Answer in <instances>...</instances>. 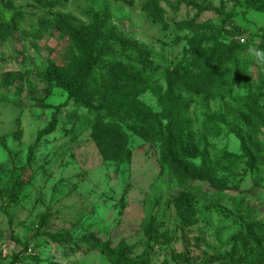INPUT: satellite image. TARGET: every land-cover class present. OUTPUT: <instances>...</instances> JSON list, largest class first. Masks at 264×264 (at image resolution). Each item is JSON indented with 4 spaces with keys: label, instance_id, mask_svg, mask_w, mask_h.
I'll return each mask as SVG.
<instances>
[{
    "label": "rangeland",
    "instance_id": "obj_1",
    "mask_svg": "<svg viewBox=\"0 0 264 264\" xmlns=\"http://www.w3.org/2000/svg\"><path fill=\"white\" fill-rule=\"evenodd\" d=\"M245 1L0 0V264L16 256V264L256 256L255 240L264 241V128L255 117L264 111V11ZM193 21L199 38H215L203 47L207 61L189 50ZM113 31L143 55L104 37ZM237 44L246 47L236 54ZM229 54L215 85L209 62ZM74 76L87 78L90 94L70 99L60 84ZM134 81L150 85L139 97L150 114L111 96H133ZM168 114L199 147L180 157L201 176L216 171L212 185L179 178ZM181 185L192 200L183 205Z\"/></svg>",
    "mask_w": 264,
    "mask_h": 264
},
{
    "label": "trees",
    "instance_id": "obj_2",
    "mask_svg": "<svg viewBox=\"0 0 264 264\" xmlns=\"http://www.w3.org/2000/svg\"><path fill=\"white\" fill-rule=\"evenodd\" d=\"M245 4L247 6L248 9L250 10H254V11H264V0H246ZM183 23V22H181ZM187 27V26H185ZM196 27H198L197 22L193 21L189 24L188 29H190L193 33L192 37H188L187 41L190 45V52H198L199 50L201 51V54L205 55L206 57V61L207 58L209 56V54H207V51L203 50V47H206V49L209 50L208 47H210L212 44L215 43V38H210L209 36H202L201 38H199L196 35ZM187 28H185L186 30ZM107 40H112L114 38V40L119 41V39H121V36H118L114 31L113 32H109L104 36ZM120 42V41H119ZM120 45L123 46V52L124 51H129V49H135L136 51H139V56L143 55L139 48L136 46V44L134 43H129L126 45H123V43ZM246 46H244L243 44H237L234 48V53H240ZM126 49V50H125ZM205 49V50H206ZM207 52V53H206ZM132 52H130L131 54ZM136 54V53H135ZM213 53L210 54V56ZM231 56L229 54V59L227 57H220L219 59H217L216 62H213L212 60L209 62L210 65L214 66L215 70H216V84L217 85V81H220V78L222 76V74L219 72L227 63H229ZM90 59H89V63L94 67L93 63L94 61V54L90 55ZM196 60H202L205 57H199L197 54H195L193 56ZM137 59V58H136ZM94 61V62H93ZM138 62V61H137ZM96 63V62H95ZM140 73H143L142 70H139ZM243 74L244 71L242 70ZM54 72H52L51 76L54 79L55 76L53 74ZM86 77L85 79H83V81L78 77L74 76L73 79H70L69 82L65 83L62 82L60 84V86L62 88H65L68 93H69V97L70 99H74V97L76 96L77 90H82V92H84L85 94H90V87L88 86V84L84 83L87 82L86 81ZM140 80V79H138ZM135 82V86H139V89H137V91L134 92L133 96L131 91L128 90H124L123 92H115L113 95H111L112 97L114 96L115 98H117V100H119L121 103H130L132 102V104H129V106L134 110H138V107L143 108L144 110L147 111V114H150L152 112L151 109L148 108V106L145 105L144 102L139 100V97L143 96L144 93H146V91L150 88V85L146 82H138V81H134ZM142 83V84H141ZM247 83L249 84V82L247 81ZM262 88V84L260 83V85H258ZM252 94V93H251ZM92 95V94H91ZM254 96V95H252ZM111 101L113 100L114 103V98H109ZM111 101L109 102V105H111ZM112 103V104H113ZM262 114H258L256 112L255 117H257L256 119H258L259 124L264 128V111L261 112ZM169 123L168 126L166 128V138L168 140V153L170 155V159H171V163L172 165H174V168H178V170H176V172H178L179 178L181 179H196L197 181H204V182H208L211 183V185L213 184L212 182L215 180V176L217 175L216 171H213L212 173H210L208 176H201V174L199 173H204L203 172V168H199V167H192L190 166L185 160H183L182 158L184 157H196L197 153L199 151V147L197 145V143H195L192 139V134L189 133L188 130H186V127L182 126H177L174 122V118H176V116H174L173 114H168L167 116ZM106 129H108L109 131L111 130V134L114 135L115 134V129L114 127H105ZM56 130L55 126H52L50 128H47L43 131H41L39 133V139L50 135L51 133H53ZM127 142V141H126ZM125 142V149L123 152V158L125 159V161H130V150L128 151L126 148V143ZM181 150V157L179 155V151ZM258 155L261 157L262 162L264 164V146L262 148H259L258 150ZM185 159V158H184ZM207 169L205 168V171ZM210 171V170H209ZM218 171V168H217ZM214 172H216V174H213ZM182 187V192L180 193V195L178 196L177 200H179L180 202L183 200H187L188 201H192L191 200V196H190V192L189 189L186 185H181ZM220 190H222L221 188H219ZM182 204V202H181ZM183 205V204H182ZM260 229L262 230V232L264 233V224L260 225ZM255 244H256V248H257V252H256V256L253 258L248 259L247 261H236V259H234L233 256H231L230 254H219L217 257L215 256V258H213V261L211 262V264L214 263H219L220 260L225 261L222 262V264H264V241H260V240H255ZM233 257V258H232ZM18 256H16L15 258V262L14 264L17 263L18 261Z\"/></svg>",
    "mask_w": 264,
    "mask_h": 264
}]
</instances>
